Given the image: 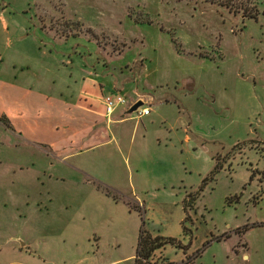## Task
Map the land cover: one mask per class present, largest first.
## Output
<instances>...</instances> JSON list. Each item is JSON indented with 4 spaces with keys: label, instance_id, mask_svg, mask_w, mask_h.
I'll return each mask as SVG.
<instances>
[{
    "label": "rangeland",
    "instance_id": "rangeland-1",
    "mask_svg": "<svg viewBox=\"0 0 264 264\" xmlns=\"http://www.w3.org/2000/svg\"><path fill=\"white\" fill-rule=\"evenodd\" d=\"M0 12V53L10 42L91 69L105 136L81 143L80 112L25 114V95L0 87V264H133L141 230L174 240L149 264H264V0H0ZM116 92L150 113L107 114Z\"/></svg>",
    "mask_w": 264,
    "mask_h": 264
},
{
    "label": "crops",
    "instance_id": "crops-1",
    "mask_svg": "<svg viewBox=\"0 0 264 264\" xmlns=\"http://www.w3.org/2000/svg\"><path fill=\"white\" fill-rule=\"evenodd\" d=\"M0 23L3 31H7L8 22L1 12ZM22 48V45L13 46L9 42V44L5 45L4 51L0 53V61L8 53L14 54L11 55L9 60L10 76L8 83L0 80V87L3 86L4 91L9 90L13 94L25 95L23 100L19 99L20 112L27 114L31 113V111H36L41 108L39 102H42L44 106L50 109L53 107L55 112L60 111L59 113L64 112L67 114L68 111L74 110L75 112H80L82 119L77 121L74 119H71L72 121L68 120V122L74 123L72 128L74 130L71 132L73 134L70 137L74 136V139L85 144L105 139L102 128L98 127L102 123L101 117H103L98 110V106L102 105L100 103L101 99L97 94L99 85L90 89L87 86L88 82L86 83V76L84 75L85 73L89 76L92 75L91 69L89 67L86 68L84 64L75 63L73 60H64L63 57L60 58L51 53L48 54L44 49L41 50L40 45L38 46V52L41 50L39 57H34L28 52H24ZM6 50L11 51L7 52ZM9 80L11 81L9 82ZM77 86V94L75 99L71 101L69 99L70 93L74 92ZM45 87L47 90H44L46 89ZM50 93L55 95L52 97ZM137 99L139 98L135 100ZM7 120L9 119L7 118ZM38 123H40V118ZM20 134L23 137L24 135L26 136V134ZM31 138L35 139V136ZM39 138L49 144L53 143V141H48L43 136ZM241 250L242 259L248 260V248L242 247Z\"/></svg>",
    "mask_w": 264,
    "mask_h": 264
},
{
    "label": "trees",
    "instance_id": "trees-1",
    "mask_svg": "<svg viewBox=\"0 0 264 264\" xmlns=\"http://www.w3.org/2000/svg\"><path fill=\"white\" fill-rule=\"evenodd\" d=\"M251 142L249 141H244L242 143H237L234 145V147H239L242 144H246ZM264 144V142H261ZM219 168V164H215L214 167V172ZM264 174V171H263ZM253 172L250 175V179L253 177ZM207 178L204 179L203 182H205ZM174 240L171 238H162L161 236H155L151 237V235L148 232L145 231H140L136 248H135V253H134V258H133V264H149V259L152 255V253L165 245L166 243L173 244Z\"/></svg>",
    "mask_w": 264,
    "mask_h": 264
},
{
    "label": "built area",
    "instance_id": "built-area-1",
    "mask_svg": "<svg viewBox=\"0 0 264 264\" xmlns=\"http://www.w3.org/2000/svg\"><path fill=\"white\" fill-rule=\"evenodd\" d=\"M103 104L105 106V111L107 114H110V112L116 107V106H122L125 105L126 109L131 106V103H126V100L124 97H122L119 92L107 94L104 96ZM142 105H148L147 102L143 100ZM136 114L137 118H140L144 115H147L150 113V108L148 106H144L141 108H137L133 111Z\"/></svg>",
    "mask_w": 264,
    "mask_h": 264
},
{
    "label": "water",
    "instance_id": "water-1",
    "mask_svg": "<svg viewBox=\"0 0 264 264\" xmlns=\"http://www.w3.org/2000/svg\"><path fill=\"white\" fill-rule=\"evenodd\" d=\"M142 105V101L141 100H138L136 102H134L128 109H127V112L128 113H131L133 112L134 110H136L139 106Z\"/></svg>",
    "mask_w": 264,
    "mask_h": 264
}]
</instances>
